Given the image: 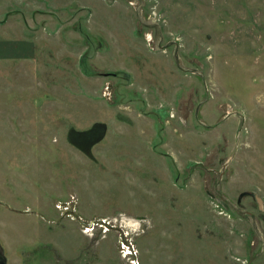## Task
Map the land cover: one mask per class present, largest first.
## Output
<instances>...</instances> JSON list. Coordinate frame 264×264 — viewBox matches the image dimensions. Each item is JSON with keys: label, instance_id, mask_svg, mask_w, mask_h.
I'll return each instance as SVG.
<instances>
[{"label": "rangeland", "instance_id": "1", "mask_svg": "<svg viewBox=\"0 0 264 264\" xmlns=\"http://www.w3.org/2000/svg\"><path fill=\"white\" fill-rule=\"evenodd\" d=\"M0 242L264 264V0H0Z\"/></svg>", "mask_w": 264, "mask_h": 264}, {"label": "water", "instance_id": "2", "mask_svg": "<svg viewBox=\"0 0 264 264\" xmlns=\"http://www.w3.org/2000/svg\"><path fill=\"white\" fill-rule=\"evenodd\" d=\"M92 130L94 131L95 128H94V129L92 128ZM89 131H90V130H89ZM89 131H87V132H81L80 135H89V133H90ZM93 131H92V132H93ZM98 138H99V137H98ZM257 200H258L260 206L262 207L261 199H260V198H257ZM0 264H7V262H6V256H5V251H4V247L2 246L1 242H0Z\"/></svg>", "mask_w": 264, "mask_h": 264}, {"label": "built area", "instance_id": "3", "mask_svg": "<svg viewBox=\"0 0 264 264\" xmlns=\"http://www.w3.org/2000/svg\"><path fill=\"white\" fill-rule=\"evenodd\" d=\"M86 230H88V228H86Z\"/></svg>", "mask_w": 264, "mask_h": 264}, {"label": "flooded vegetation", "instance_id": "4", "mask_svg": "<svg viewBox=\"0 0 264 264\" xmlns=\"http://www.w3.org/2000/svg\"><path fill=\"white\" fill-rule=\"evenodd\" d=\"M78 135H80V134H78Z\"/></svg>", "mask_w": 264, "mask_h": 264}]
</instances>
